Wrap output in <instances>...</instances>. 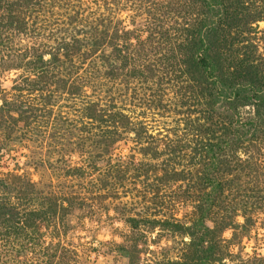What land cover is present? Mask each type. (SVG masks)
<instances>
[{"label": "rangeland", "instance_id": "374dc122", "mask_svg": "<svg viewBox=\"0 0 264 264\" xmlns=\"http://www.w3.org/2000/svg\"><path fill=\"white\" fill-rule=\"evenodd\" d=\"M251 1L264 16V0ZM9 7L0 4V202L19 214L0 222V264H195L197 238L212 252L200 264H264V135L223 146L219 170L206 173L218 194L200 179L209 162L198 155L252 109L231 103L229 125L208 80L162 66L195 4ZM10 17L20 31L4 27ZM251 29L233 48L264 70V17ZM38 55L58 62L32 71ZM88 105L107 115L84 118ZM33 210L35 225L16 231Z\"/></svg>", "mask_w": 264, "mask_h": 264}, {"label": "trees", "instance_id": "16d2710c", "mask_svg": "<svg viewBox=\"0 0 264 264\" xmlns=\"http://www.w3.org/2000/svg\"><path fill=\"white\" fill-rule=\"evenodd\" d=\"M3 1L10 6L9 9H6L7 12H10L15 7L22 8L23 5H27L29 0H15L14 2L0 0V4ZM190 1L196 7V12L191 13L195 16V19L188 26L186 24L187 27L179 30L182 36L178 37L181 41L171 48L169 55L163 59L162 66L173 68L177 64L182 69V75H189L193 77L192 79H197L198 81L203 80L205 82L208 80L209 88L205 87L209 89L207 90L208 95L219 101L222 98L224 102L229 104V107L225 110L227 116L224 119L230 120L228 122L229 125L232 124L231 115L234 112L231 103L236 104L240 108L250 107L252 109L251 117L247 116L237 128L234 127L237 130L231 132L230 129L226 128L227 125H224V129H228L229 132H227L228 136L222 142L208 143L206 146L202 145L198 151L201 161L202 159H207L209 162V166L205 167V170L208 169V171H205L200 179L204 180V185L211 187L212 192L218 194L221 191L220 182L215 178H208L206 173L219 170L217 167L220 166V163H223V160L220 159L221 156H218V154L223 150V146L229 147L232 142L233 145L239 146L245 141H247V145H251L257 134L262 133L264 135V70L261 67L263 63L258 57L254 58L249 51L248 53L244 52L242 56H236L239 50L238 48H233L235 44L246 40L242 35L243 28L244 33H248V31L253 30L251 29V24L261 21L264 16L261 11H249L248 5L252 4L251 0ZM4 25L6 29H15L17 32L21 28L15 18L13 19L12 17L7 18ZM94 44L96 45V42ZM174 53L179 57L176 63H174L176 60ZM57 62L52 55L45 62L42 61V55L34 56L30 63V70L34 71L39 68L40 71H45L52 68L51 65ZM108 73L112 74L113 72L109 70L106 75H109ZM29 84L33 87L34 83L30 81ZM212 90L215 91L214 94H212ZM3 108L6 109L7 106L4 104L0 107V109ZM95 112L92 106L88 105L84 118L89 116L90 119V117L96 116V119L101 120V117L107 115L104 111H99L101 113L99 115ZM111 117L115 120L119 119L115 114ZM1 183L2 181L0 180ZM18 214L19 212H15V209L9 207L5 201L0 202V222H9L14 216L16 218ZM37 214H34V210L28 211L26 214L23 213L24 216L28 217H25L26 220L25 222L23 220L22 226L16 227V231L33 227L35 225L34 218L39 217ZM41 214L43 215L44 213L42 212ZM7 215L10 218H7ZM204 216L203 214L200 215L199 221ZM21 217L22 215L17 219L21 220ZM197 240L195 249H198L201 253V258L195 264H200L206 261L212 252L210 246L207 248L201 247L202 238H197Z\"/></svg>", "mask_w": 264, "mask_h": 264}]
</instances>
